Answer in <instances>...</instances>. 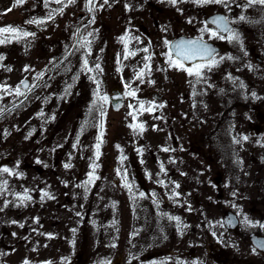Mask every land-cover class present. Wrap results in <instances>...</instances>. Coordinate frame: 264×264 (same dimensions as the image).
I'll use <instances>...</instances> for the list:
<instances>
[{
    "label": "flooded vegetation",
    "instance_id": "obj_1",
    "mask_svg": "<svg viewBox=\"0 0 264 264\" xmlns=\"http://www.w3.org/2000/svg\"><path fill=\"white\" fill-rule=\"evenodd\" d=\"M239 2L230 1L229 7ZM49 7L54 14L48 19L54 16L63 21L59 36L45 46L50 67L67 51L77 27L89 13L87 0ZM32 8L27 4V18ZM91 9L93 18L83 26L73 52L54 71H59L61 117L66 125L71 121L68 126L73 127L62 132L68 135L62 145L63 159L70 157V150L74 157L49 170L19 165L44 175L38 187H44L47 195H34L26 186L28 180L23 183L26 176L11 172L23 178L22 189L15 186L8 196L12 211H0V264H264V211L256 206L264 199L257 202L259 195L254 199L243 197L239 190L242 183L258 186L264 182V111H260L264 92L258 85L259 77L264 76L263 60L253 50L249 54L242 51L239 32V41L233 42L227 39V33L225 39L198 33V23L216 30L207 22L211 14L222 15L229 21L228 27L235 30L222 8L206 12L192 0H177L175 5L168 0H108L107 4L92 0ZM73 13L75 30L71 37L66 20ZM32 26L25 30L31 33ZM181 37H199L218 48L214 54L217 63L210 69L218 78L217 90H210L207 67L197 82L195 76L169 65L170 44ZM101 39L109 54L105 67L83 68L89 44L95 42V49L102 51L97 45ZM145 56L150 59L146 61ZM27 81L30 88L38 79L29 77ZM129 92H135V96ZM101 96L107 97V103ZM147 102L157 104L153 117L158 123L170 124L174 146L180 139L175 131L213 146L193 152L160 146L155 152L141 153L132 148V155L130 147H115L113 135L108 140L105 134L102 140L107 147L100 148L104 150H99L98 159L95 149H83L81 135L93 131L91 139L97 144V136L103 133L104 108L109 110L110 123H118L111 132L125 135V141L127 130L119 131L127 125L129 113L137 107L142 109L140 105ZM210 123L217 124L219 131L212 128L214 131L203 132L199 141L201 126L209 127ZM244 123L247 131L242 130ZM10 160L13 163L10 158H2L0 168L13 165ZM143 161L152 167L150 176L141 168L146 165ZM90 172L97 179L86 183ZM105 178L124 190L122 213L97 208L94 194ZM134 185L138 196H133ZM228 185L236 188L234 197L224 191ZM209 186L217 192L213 202L206 195ZM194 187H202V192L196 190L202 195H165L167 188L178 191ZM87 190H91L89 195ZM245 201L256 203L243 214Z\"/></svg>",
    "mask_w": 264,
    "mask_h": 264
},
{
    "label": "rangeland",
    "instance_id": "obj_2",
    "mask_svg": "<svg viewBox=\"0 0 264 264\" xmlns=\"http://www.w3.org/2000/svg\"><path fill=\"white\" fill-rule=\"evenodd\" d=\"M77 1L78 0H75V3L72 4H76ZM230 1L238 0H229V2ZM64 3L69 4L68 0H61L59 5ZM193 3L200 5V7L206 12L222 8L227 13L230 21L234 24V32H239L240 34L242 51L249 54L253 50V52L258 54L264 62V9L259 5L249 7L245 0H240L237 6L231 7H229L231 4H229V6L214 3L201 4L198 0ZM27 4L33 5L32 11L29 12L32 20L27 18ZM57 4L56 0H23V3L21 4H18L17 0H0V28L11 26L26 31L25 29H27V26L29 27L32 24L33 26L31 28L33 31L31 33L34 34L27 38L19 39H5V36L8 34L0 36V40H4L3 43H0V57L3 58L0 59V110L7 104L15 101L22 94L23 91L20 88L21 80L31 77L32 81H35L39 79L49 67V58L47 57L45 46L48 41L59 36V28L63 22L61 17L53 16L48 19L49 16L54 14L51 10L52 7L49 6ZM8 9H11V11H7ZM74 15L75 13L70 14L66 20V25L72 29L71 37L75 30ZM240 16H244L246 19L241 21L239 19ZM28 21L34 22L28 23ZM197 26L199 34L206 36V38L210 37V28L205 27L202 23H198ZM84 45V43H81L80 47H84ZM97 45L100 48L102 47V51L101 49H95V42L89 44V48L84 54L86 57L85 61H87V67H85L84 61L83 68L97 69L96 65H99V68L105 67L109 58L107 44L102 42L101 39ZM248 57L252 59L251 55H248ZM72 60L75 59L73 58ZM26 68L28 69L27 71L25 70ZM258 68L261 69L262 66L259 65ZM9 69L11 70L9 71ZM58 73L59 71L57 70L47 83L37 89L22 106L0 118V163L2 162V158H10L13 160V163L10 162L13 165L0 168V174L2 175V177L0 176V195L2 196L0 201V211L2 212L12 211L11 207L13 204L8 203L10 201L8 196H11V193L13 192L12 188L17 186L18 189H22L21 184L23 178L15 175L21 174L22 176H26H24L25 179H23V183L28 180L29 183L26 186L29 187L28 189H30L32 193L34 191V195L39 196L46 194L43 190L44 187H38L40 182H44V175H38L28 168H20L19 165L25 166V164H27L38 167L40 166L45 170H49L53 168L52 165L61 164L64 162V159H71L74 157V152L70 150L68 152L70 157L64 156L63 159L65 152L62 145L65 137L68 135L64 136L62 132L71 131L73 127L72 125L68 126L71 124V121L69 122V120V123L66 125V121L64 122V118H62L60 114L59 103L61 99L59 100V97H61V93L58 88ZM209 73L210 79H208V83H210V90H212V87H214V90H217L215 87L218 84V78L217 76L214 77V75H212L214 69L210 70ZM258 85L259 90L264 92V76L259 77ZM17 88H19L20 95L16 94ZM214 92L215 91H211V94ZM144 105L145 106L142 109H139L138 107L132 109V115H130L132 118L129 117L127 119V125L120 129L119 132H123L126 129L129 134L126 135L125 141V135H116V133L114 134V132H111L113 131V128L118 126V123H110V114L107 115L109 110L104 108L102 119L104 122L102 128L104 130L102 139L106 134L109 136L108 140H111V135H113L115 147L123 148L124 146H127L130 147L131 151L133 148L136 149L135 152L141 150V153H147L148 150L155 152L160 149V146L169 149L174 147L183 148L187 150L186 152H193V149L196 148L213 146L207 142H196L195 136L187 138V136L178 135L175 129L173 131H175L176 137L180 139L178 145L174 146L172 140L173 136L170 133V124H160L157 122L156 118L153 117L155 112L154 107H156L157 104L147 102ZM69 108L73 109L72 107H68V109ZM260 111H264V106H261ZM133 116H135L138 121H135ZM214 123H210L209 127L207 124L204 125L203 128L201 126V135L198 137L199 141L202 139L203 132L209 130H215L216 132L219 131L217 124ZM137 124L143 125V131H140L138 128L134 130L132 127H129V125ZM242 126V130L247 131V125L244 123ZM212 128H214V130ZM93 133L94 132L91 131L89 132V135H81L83 149H95L96 144H94L91 139V134ZM125 143H128V145H124ZM106 147L107 144L101 143L100 148L105 149ZM131 154H134L133 151ZM142 163L146 165H141V168L150 176L148 172L152 167L148 162L145 163L143 161ZM5 168L15 175H10L8 172H4L3 169ZM19 169H21L22 172H18ZM55 169L59 170V166L55 167ZM100 169L101 165L98 170L100 171ZM261 174L264 176V171L261 172ZM150 178L151 180H154L152 175ZM102 182L103 183L100 184L97 193L94 194L96 195L98 210L122 213L124 211L125 202L124 190L121 187H114L110 178H108V180L105 178ZM151 190H153V188H151ZM196 190H198L196 187L187 189L180 188L178 191H171L170 188H167L165 195L191 196L199 193ZM202 190L203 188L199 187L198 191L202 192ZM208 190L209 193L206 195L209 197L210 201L213 202L217 196V192H215V189L212 186H209ZM239 190L243 197L248 195L251 199H254L259 195V197L255 199L257 202L264 199V182L260 183L258 186H255L253 183L251 185L248 183H242ZM87 191L89 195L91 190ZM224 191L230 197L236 195L235 187H230L228 185L225 187ZM69 194L71 195V193ZM138 194V189L134 185L133 196H138ZM201 201H205V199H202ZM255 203L256 202L245 201L243 203V214L248 213ZM258 204L259 205L256 206L264 211V201H261ZM213 207L212 204L211 210L215 211ZM84 209L77 210L81 212L84 211ZM73 210L75 211V208Z\"/></svg>",
    "mask_w": 264,
    "mask_h": 264
},
{
    "label": "snow or ice",
    "instance_id": "obj_3",
    "mask_svg": "<svg viewBox=\"0 0 264 264\" xmlns=\"http://www.w3.org/2000/svg\"><path fill=\"white\" fill-rule=\"evenodd\" d=\"M56 2L59 4L61 3V0H56ZM104 4L108 3V0H103ZM169 3L175 5L177 3V0H168ZM193 2H197V0H193ZM199 3L201 4H208V3H214V4H224L225 6H229V0H198ZM247 6L252 7V6H256L259 5L262 9H264V0H245ZM18 4L23 3V0H17ZM69 4L75 3V0H68ZM88 4L91 5L92 4V0H88ZM91 10V9H89ZM7 11H11V9H8ZM60 11L62 12L63 9L61 8ZM239 19L245 20L246 17L244 16H240ZM34 21H28V23H33ZM191 22V21H190ZM211 23L216 25V30H211L209 31V35L210 36H215L218 37L220 39H225V33H227V39L230 42L233 41H239V35L237 33L234 32L233 29L228 27L229 21L223 17V16H218L216 17L214 20L211 21ZM207 30V29H205ZM5 34H8L7 36H5ZM34 35L33 33L30 32H26V31H22L21 29L18 28H14L11 26L8 27H2L0 28V36H5V39H10V38H27L29 36ZM89 35H91V33H89ZM123 39V38H122ZM4 40H0V43H3ZM165 43L167 44L168 42L165 41ZM175 58H173V54L170 52L168 53V62L169 65L171 67L176 68L177 70H183L185 72L188 73L189 76H195L197 78V82L200 81V79H202V71L205 67H207L209 70L215 65V63H217L214 59V49L210 48L208 45H206L205 43H203L202 38L199 40H189V41H181L179 44H177L175 46ZM144 52H147L148 49L145 48L143 49ZM125 58H127V49L125 50ZM231 58V57H229ZM0 59H3L2 57H0ZM144 59L147 61L150 59V57L145 56ZM205 61L206 63H192L193 61ZM185 61L189 62L192 64L191 67H185ZM85 67H87V61L84 62ZM97 69H99V65H96ZM145 68H148V65L145 64ZM11 69H9L10 71ZM26 71L28 70L27 68L25 69ZM143 75V72L139 73L137 78L139 79L141 76ZM127 87V85H126ZM16 94L20 95V91L19 88H17L16 90ZM96 95H99L98 93ZM128 95L130 96H135V92H129ZM104 103H107V97H99ZM95 103V101H94ZM129 107L131 108L132 105H129ZM141 108H143V104L140 105ZM150 110V109H149ZM129 115H132V113L130 112ZM133 119L135 120V116H133ZM102 127V125H101ZM129 127H132L134 130L135 129H140V131H143V125L142 124H137V125H129ZM102 136L103 133L101 132L100 135L97 136V144L95 145V156L98 159L99 155H100V145L101 143H103L102 140ZM244 139H247L246 137ZM73 147L75 148L76 145H73ZM168 149H164V151H167ZM65 167H70V165L65 164ZM95 169V165H93V172ZM4 172H8L10 175L12 174L11 172H9L8 169H3ZM93 172L89 173V180L86 183H91L93 182L95 179H97V177H95L93 175ZM125 187H129L130 185H128L127 183L125 184ZM47 195V194H45ZM141 196H143V193H141ZM25 199H27V196H25ZM170 219H178V218H172L170 217ZM246 223H248L247 220H245Z\"/></svg>",
    "mask_w": 264,
    "mask_h": 264
},
{
    "label": "water",
    "instance_id": "obj_4",
    "mask_svg": "<svg viewBox=\"0 0 264 264\" xmlns=\"http://www.w3.org/2000/svg\"><path fill=\"white\" fill-rule=\"evenodd\" d=\"M87 4H88V1H87ZM88 8L90 9V5L88 4ZM90 12H91V10H90ZM218 16H222V15H220V14H214V15H212V16H210L208 19H207V21L209 22V23H211V21L212 20H214L216 17H218ZM91 18H92V12H91V15H90V17H89V19L85 22V23H87V22H89V20H91ZM84 23V24H85ZM213 24V23H212ZM215 25V24H214ZM82 26L83 25H80L79 27H78V29H77V31H76V36H75V38H74V40H73V42L71 43V45H70V47H69V49L67 50V52L61 57V58H59L53 65H52V67H51V69L41 78V80L40 81H38V83L36 84V85H34L33 87H31L29 90H27L18 100H16V101H14V102H12V103H10V104H8L7 106H5L2 110H0V118L2 117V116H4V115H6L8 112H10L11 110H13V109H15V108H17L18 106H20L21 104H23L26 100H27V98L29 97V95L32 93V91L38 86V85H40L43 81H45L51 74H52V72H53V70L62 62V61H64L69 55H70V53L72 52V50H73V48H74V46H75V44H76V42H77V40H78V38H79V34H80V31H81V28H82ZM189 40H199V39H197V38H184V37H181V38H178V39H176L175 41H173L172 43H171V45H170V47H171V50H172V52H173V54L175 55V51H176V49H175V46L177 45V44H179L181 41H189ZM203 43H205L206 45H208L210 48H212V49H214V53L218 50L214 45H212L211 43H207V42H204L203 41ZM197 62H203V61H199V60H197V61H193L192 63H197ZM185 63L186 64H191V63H189V62H187V61H185ZM21 87H23V88H26V80H23L22 82H21Z\"/></svg>",
    "mask_w": 264,
    "mask_h": 264
}]
</instances>
